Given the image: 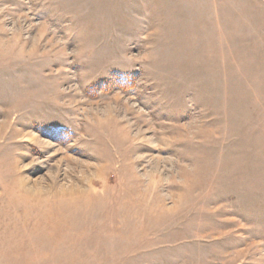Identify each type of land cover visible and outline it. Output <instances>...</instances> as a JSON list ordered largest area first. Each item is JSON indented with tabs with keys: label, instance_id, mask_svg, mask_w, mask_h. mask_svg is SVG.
Segmentation results:
<instances>
[{
	"label": "rangeland",
	"instance_id": "obj_1",
	"mask_svg": "<svg viewBox=\"0 0 264 264\" xmlns=\"http://www.w3.org/2000/svg\"><path fill=\"white\" fill-rule=\"evenodd\" d=\"M0 264H264V0H0Z\"/></svg>",
	"mask_w": 264,
	"mask_h": 264
}]
</instances>
